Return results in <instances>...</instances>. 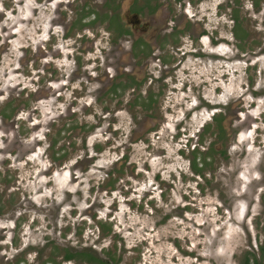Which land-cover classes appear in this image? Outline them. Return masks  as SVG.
Returning <instances> with one entry per match:
<instances>
[{"label": "rangeland", "instance_id": "obj_1", "mask_svg": "<svg viewBox=\"0 0 264 264\" xmlns=\"http://www.w3.org/2000/svg\"><path fill=\"white\" fill-rule=\"evenodd\" d=\"M226 3L204 0L193 7V15L201 20V31L209 30L225 42V55L233 59L238 51L240 61L226 60L214 69L189 58L170 75L168 97L159 102L163 122L147 137L149 143L137 140L141 142L128 154L138 167L136 178L115 171L120 150L107 149L110 153L102 156L81 150L68 155L61 167L46 159L38 132L62 109L54 100L33 104L37 111L20 114L21 121H0V264H41L53 255L60 262L56 247L92 251L103 259L111 254L117 264H244L249 255L264 264V0H238V39L232 37L233 12ZM12 5L24 15V7ZM192 32L186 35H195ZM102 47L98 43L95 53L84 55L88 70L107 62ZM31 58L28 68L25 63L14 71L16 60L5 57L0 65V104L4 94L14 99L25 88L24 98L36 90V100L56 93L65 99L81 83L79 77L66 87L47 90ZM55 66L59 75L69 72L67 64L53 59L48 78ZM189 77L196 89L185 85ZM195 91L207 109L214 107L205 101L222 103L217 107L229 115L239 111L240 116L228 136L203 139L205 147L221 143L224 151L221 159L209 152L214 160L206 158L203 174L190 169L194 137L208 120L205 112L200 117L192 111L198 103ZM93 93L89 86L88 97L77 107L90 103ZM83 115L78 111V118ZM126 117L120 113L112 120L115 129L127 125ZM86 122L95 123L92 117ZM28 125L34 127L25 139L19 131L25 132ZM121 137L122 132L116 135L113 148ZM110 138L105 123L93 139L103 145Z\"/></svg>", "mask_w": 264, "mask_h": 264}, {"label": "flooded vegetation", "instance_id": "obj_2", "mask_svg": "<svg viewBox=\"0 0 264 264\" xmlns=\"http://www.w3.org/2000/svg\"><path fill=\"white\" fill-rule=\"evenodd\" d=\"M203 1L0 0V65L5 57H8L10 61L16 60L14 65L18 68L14 71H18L25 63L28 68L33 57L36 67L34 70L38 72L37 79L41 85L45 83L47 90L52 89L54 85L66 87L71 83V79L81 78L78 87L65 99L60 93H56L44 94L36 100L40 96H36V90L30 91L27 98H24L26 88L14 99L4 94V101L0 104V121H21L23 119L19 117L20 114H34L37 111V102L54 100L62 109L56 117L51 118L48 125L42 127L43 132L41 129L38 132L44 140L42 145L46 159L61 167L68 155L75 156L81 150L87 154L93 152L101 156L106 152L110 153L107 149H113V153L120 150L121 157L115 171H125L123 174L136 178L138 167L136 168L129 157L130 150L141 142L137 140L144 139V142L149 143L147 137L153 134V130L162 121L158 114L159 102L168 97L171 87L170 75L180 65H186L189 58L199 61L205 68L214 69L226 60H234L236 63L240 61L238 51L233 59H230L221 48L224 41L216 39L209 30L201 31V20H197L196 15H193V7ZM13 3L25 8L23 16L19 10H15ZM226 6L232 8L233 12L230 16L234 28L232 37L238 39V0H227ZM14 17L20 24L15 23ZM34 20H38L39 25H35ZM22 25L26 27L21 29ZM50 25L51 30L44 32ZM190 30L194 31L192 33L195 35L187 36L186 32ZM98 43L104 45L99 51L107 62L93 69L97 71L95 75L92 70H88L89 61L85 60L84 55L88 57L95 53L93 50L97 49ZM64 46L67 53L65 57L62 56ZM186 47L188 51H184ZM53 59L61 61L64 66L67 64L70 67L69 72L66 70L64 75H59L60 69L55 66V71L48 78V69L52 68ZM187 79L189 80L185 85L196 89L190 82L193 81L192 78ZM250 85L251 82L248 88ZM89 86H92L94 92L92 101L85 103L81 108L77 107L80 100L88 97ZM195 95L197 98H194V103L197 99L198 103L192 111L200 117L201 113L205 112L208 120L194 137L190 169L198 174L193 170L195 164L196 169L201 170L200 173L203 174L208 166L206 158L209 152L215 151L220 159L224 156L223 144L217 143L214 148H211V145L205 147L203 139L208 135L216 139L223 138V135L228 136L230 125L237 123L240 116L239 111L229 115L220 109L222 103L212 105L210 101H205L214 107L207 109L196 91ZM16 99H23L21 101L25 102L19 103ZM231 110L233 111V108ZM78 111L84 114L81 118L77 116ZM120 113L127 116V125L115 129L116 123L112 120ZM189 114L192 115V112ZM191 115L186 116V119ZM90 117L96 124L89 125L86 122V118ZM105 123L111 138L100 145V142L94 141L93 138ZM33 127L34 125H28L25 132L19 131L20 135L29 139V131ZM121 132L120 144L113 148L112 142ZM39 146L41 147V144ZM197 148L202 153H198ZM211 157L214 160L213 154H210L209 158ZM111 170L112 167L108 170V175Z\"/></svg>", "mask_w": 264, "mask_h": 264}, {"label": "trees", "instance_id": "obj_3", "mask_svg": "<svg viewBox=\"0 0 264 264\" xmlns=\"http://www.w3.org/2000/svg\"><path fill=\"white\" fill-rule=\"evenodd\" d=\"M193 170L198 174L201 172V170L196 169L195 164L193 165ZM55 249H58V251L61 252V261L56 262L57 256L53 255L47 257V259L44 260L43 263L41 262V264H61L64 262H73L75 264H117L118 262L114 257H108V255L111 254H107V259H103L92 251H75L72 249H59L57 247ZM261 250L264 256V246L261 248ZM244 264H259V262H257L256 260H252L249 255L245 258Z\"/></svg>", "mask_w": 264, "mask_h": 264}]
</instances>
